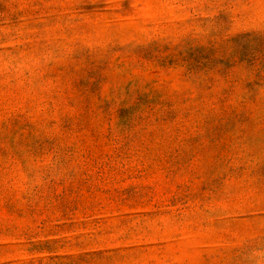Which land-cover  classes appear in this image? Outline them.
I'll list each match as a JSON object with an SVG mask.
<instances>
[{
    "label": "rangeland",
    "instance_id": "1",
    "mask_svg": "<svg viewBox=\"0 0 264 264\" xmlns=\"http://www.w3.org/2000/svg\"><path fill=\"white\" fill-rule=\"evenodd\" d=\"M0 264H264V0H0Z\"/></svg>",
    "mask_w": 264,
    "mask_h": 264
}]
</instances>
